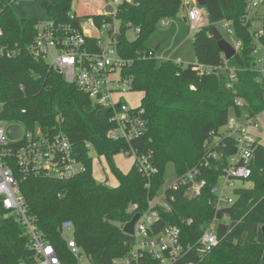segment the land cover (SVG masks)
I'll use <instances>...</instances> for the list:
<instances>
[{
  "label": "trees",
  "instance_id": "1",
  "mask_svg": "<svg viewBox=\"0 0 264 264\" xmlns=\"http://www.w3.org/2000/svg\"><path fill=\"white\" fill-rule=\"evenodd\" d=\"M12 1L0 0V46H17L20 53L12 60L0 59V101L4 104L0 120L26 130L40 127L63 133L87 167L86 173L69 181H19L28 214L63 264H76L58 233L63 223L72 225L73 241L89 264H123L133 242L122 232L130 221L128 209L135 208L137 213L147 209L149 199L164 183L166 167L172 165L175 176L185 174L202 163L203 144L210 131L224 126L230 116H257L264 112V74L257 69L252 55L256 46V32L251 31L253 19L243 24L248 14L246 0H205L202 8L207 26L194 35L192 47L196 64L211 68L207 75H201L193 65L138 57L149 50L145 41L160 20L181 11L182 0H141L138 6L119 7L117 50L123 59L132 61L122 75L129 79V91L141 94L139 106L148 127L143 137L129 145L107 139L112 125L104 115L97 117L99 107L60 74L30 56L26 46L37 20L20 18ZM74 1L77 0H52L42 8L46 18L63 23L69 20ZM260 10L262 28L257 41L263 47L264 70V0ZM94 20L101 22L99 17ZM223 21L231 23L234 39L241 43L240 51L229 61H225L211 35V28ZM127 23L140 29L133 40L127 38ZM232 69L238 72L235 80L230 81ZM237 99L244 101L242 108L236 106ZM87 142L97 155L104 157L116 187L93 179L91 160L83 148ZM130 149H137L139 155L152 151V164L158 173L151 178L149 188L135 166L123 173L114 164L115 156ZM211 171L206 177L209 185L217 181L218 172L214 168ZM247 183L248 187L234 192L233 204L217 213L209 204V188L194 198L184 196V190L176 194L173 210L160 212L154 232L167 224L177 225L181 245L193 249L171 264H264L262 145L255 151ZM214 219L218 222L219 244L210 253L202 254L197 242ZM183 220L191 223H182ZM31 256L25 227L2 208L0 201V264H26ZM139 264L157 262L143 256Z\"/></svg>",
  "mask_w": 264,
  "mask_h": 264
},
{
  "label": "built area",
  "instance_id": "2",
  "mask_svg": "<svg viewBox=\"0 0 264 264\" xmlns=\"http://www.w3.org/2000/svg\"><path fill=\"white\" fill-rule=\"evenodd\" d=\"M22 1L13 0L12 5ZM140 1L100 0L99 4H95L96 9L91 8L88 13L77 15L71 12L67 22L57 23L49 18L37 20L33 25L31 41L26 46V51L31 57L45 63L48 70L60 74L66 83L75 86L99 107L104 114L103 117L107 118L112 125V129L106 134L107 139L115 142L123 141L127 145L143 137L148 127L144 111L140 106L130 107L122 101L125 94L131 93L128 89L129 79L125 78L122 72L132 64V61L123 59L117 50L121 28L117 14L120 6L125 4L138 6ZM197 1L182 0L181 12L185 15L191 30L204 27L203 21L206 14ZM261 2L262 0H246L248 14L243 24L251 19L254 12L261 9ZM109 7L111 12H108ZM0 11H2L1 8ZM94 17L101 18V22L97 24ZM159 24L167 26L169 18H163ZM219 25L227 29L229 37L234 39L230 22L223 21ZM125 26L134 35L140 34V29L133 27L130 23ZM259 35L260 32L254 34L256 46L252 55L257 69L264 74L263 47L257 41ZM232 46L237 53L241 49V43L235 39ZM19 53L20 49L17 46H0V59L12 60ZM155 54L156 51L149 49L139 53L138 57L142 60L157 59ZM193 66L201 75H207L211 71V68L198 64ZM236 72L238 71L234 69L230 71V81L235 80ZM227 87H231V84L229 83ZM190 90L194 91V87L191 86ZM3 105L0 101V113ZM236 106L242 108L244 101L237 99ZM21 113H25V110ZM9 126L12 125L0 120L2 208L26 229L29 248L32 252L30 261L26 264H63L53 245L44 240L36 230L20 193L19 181L29 178L69 181L86 173L87 167L81 162L78 152L63 133L54 129L43 130L40 127L26 130L17 125L21 128V134L17 139L11 140L7 136ZM257 127V116H230L224 126L208 133L203 144L202 163L181 176H175V181L169 187H163V183L157 193L149 199L147 209L139 213L134 234L130 236L133 239L131 249L123 264H139L143 256L151 258L157 264H171L182 254L193 249V247L184 248L181 245V232L177 225L167 224L158 232H154V225L160 219V212L170 213L173 210L176 194L181 190H184V196L194 198L204 189L209 188L211 195L209 204L215 213L231 206L234 202V192L240 188L235 185V182L247 183L251 176L255 151L262 145L252 132L256 131ZM83 148L90 157L94 179L95 164L106 162L104 157L96 154L92 144L84 143ZM120 155L133 159L132 166H135L140 177L146 181L145 187L149 188L151 178L158 173L157 168L152 164V151L139 155L137 149H130ZM212 168L218 172L217 181L209 185L206 177L211 175ZM100 183L111 187L117 185L111 173ZM134 210L135 208L128 209L130 220L137 213ZM223 221L226 219L224 218ZM184 222L190 224L191 220H183L182 223ZM215 222L218 223L214 219L197 242L202 254L210 253L219 244ZM67 230L71 231L70 239L63 237V233ZM72 232L70 223H63L58 228L67 251L78 264L81 251L73 241Z\"/></svg>",
  "mask_w": 264,
  "mask_h": 264
},
{
  "label": "rangeland",
  "instance_id": "3",
  "mask_svg": "<svg viewBox=\"0 0 264 264\" xmlns=\"http://www.w3.org/2000/svg\"><path fill=\"white\" fill-rule=\"evenodd\" d=\"M52 0H23L19 3H14L13 8L17 15L23 19H36L42 20L46 18L45 11L42 5H50ZM100 0H77L72 3V12L77 15H83L96 9L95 4H99ZM95 2V3H94ZM262 11L258 10L252 14L251 31L261 32ZM207 18L205 17V20ZM203 21L204 27L207 26V20ZM206 22V23H205ZM126 25V24H125ZM124 26V25H123ZM214 27L221 34L222 38L230 45L234 44V39L229 37L227 29L222 28L219 24ZM199 29L191 30L189 23L185 20L183 12H179L174 17H169V24L167 26H161L157 24L154 31L145 41V47L154 50L159 45V49L156 51L155 57L157 59L170 60L178 62L182 66L195 65L196 58L193 51L192 43L193 37ZM137 37L129 30L127 32V38L133 40ZM141 94L137 92H131L124 95L123 102H126L130 107H138L140 105ZM103 112H98L97 117L102 118ZM258 127L256 129L257 137L264 147V112L257 115ZM115 166L123 173H127L133 165V159L124 158L122 155H117L113 159ZM108 165L104 162L95 164L94 179L97 183H100L104 178L106 179L110 175L108 171ZM175 181L174 169L172 165H168L164 173V185L163 187H169ZM221 184V181H219ZM237 187H248V183L236 181ZM215 226L217 223H214ZM65 239L71 238V231L67 230L63 233ZM78 264H89L84 254H80Z\"/></svg>",
  "mask_w": 264,
  "mask_h": 264
},
{
  "label": "water",
  "instance_id": "4",
  "mask_svg": "<svg viewBox=\"0 0 264 264\" xmlns=\"http://www.w3.org/2000/svg\"><path fill=\"white\" fill-rule=\"evenodd\" d=\"M197 3L200 7L205 6V0H198ZM108 12H111L110 7L108 8ZM211 35L213 40L216 41L218 49L221 51L225 61H229L237 54V51L233 48V46L222 38L221 34L218 32V30L215 27L211 28ZM158 49H159V45L154 48V51H157ZM20 134H21L20 126L12 125L9 126L7 129V136L11 140L17 139L20 136ZM138 219H139V213H136L131 218V220L123 226L122 232L127 236H133L134 226Z\"/></svg>",
  "mask_w": 264,
  "mask_h": 264
},
{
  "label": "crops",
  "instance_id": "5",
  "mask_svg": "<svg viewBox=\"0 0 264 264\" xmlns=\"http://www.w3.org/2000/svg\"><path fill=\"white\" fill-rule=\"evenodd\" d=\"M254 133V135H256L257 131H252ZM257 136V135H256ZM258 138V137H257Z\"/></svg>",
  "mask_w": 264,
  "mask_h": 264
}]
</instances>
